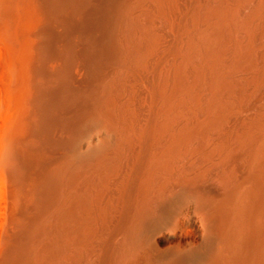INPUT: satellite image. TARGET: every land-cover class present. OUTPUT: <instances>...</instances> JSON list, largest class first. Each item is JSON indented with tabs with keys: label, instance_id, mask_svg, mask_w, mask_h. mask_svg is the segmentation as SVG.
Segmentation results:
<instances>
[{
	"label": "bare ground",
	"instance_id": "obj_1",
	"mask_svg": "<svg viewBox=\"0 0 264 264\" xmlns=\"http://www.w3.org/2000/svg\"><path fill=\"white\" fill-rule=\"evenodd\" d=\"M0 264H264V0H0Z\"/></svg>",
	"mask_w": 264,
	"mask_h": 264
}]
</instances>
